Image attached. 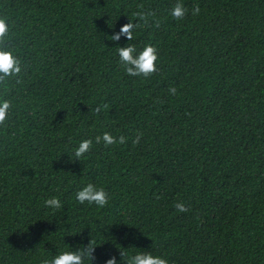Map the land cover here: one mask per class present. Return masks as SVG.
<instances>
[{
	"label": "trees",
	"instance_id": "16d2710c",
	"mask_svg": "<svg viewBox=\"0 0 264 264\" xmlns=\"http://www.w3.org/2000/svg\"><path fill=\"white\" fill-rule=\"evenodd\" d=\"M176 2L0 0L23 62L0 127V264H39L90 235L96 264L122 248L169 264H264V0H180L182 21L168 15ZM138 4L161 21L129 42L158 49L147 80L123 74L108 37ZM106 131L127 142L70 162ZM88 182L112 194L108 207L75 202Z\"/></svg>",
	"mask_w": 264,
	"mask_h": 264
},
{
	"label": "clouds",
	"instance_id": "9594fccd",
	"mask_svg": "<svg viewBox=\"0 0 264 264\" xmlns=\"http://www.w3.org/2000/svg\"><path fill=\"white\" fill-rule=\"evenodd\" d=\"M199 11V6H196L191 9V14L193 16L198 15ZM188 14L189 9L180 0H177L168 10V15L175 21L184 20ZM160 23L161 21L156 17L153 10L145 9L143 4H138L136 10L131 13V19L128 18V22L123 24L118 32H113L112 35L108 36L109 40L116 45L117 63L124 75L147 80L157 73V61L159 59L157 47L148 43L138 50L135 44L129 42L135 39L137 30L148 27L150 24H154L158 28ZM122 37L127 40L124 46L119 43ZM22 64L19 55L11 47L9 24L6 19L0 18V85H4L3 91L0 92V127H8L10 120L13 118L15 104L14 98H10L11 89L8 86V81L14 80L16 84L22 83ZM168 94L170 96L177 95V89L169 87ZM107 107V104L97 105L93 111L99 115ZM142 135L140 133L132 140L133 146L140 144ZM126 142L127 138L125 136L117 137L107 131L96 135L94 138L82 139L69 156L70 162L84 159L92 152L94 144H102L104 148H110L114 145H123ZM56 190L60 191L59 188ZM74 198L79 205L101 210L108 207L113 199L112 194L105 187L97 186L92 182L78 188ZM44 207L55 213L60 211L64 205L59 197L52 196L44 200ZM174 207L179 213H187L190 210L189 206L183 202H177ZM97 247V242L90 235L86 244L77 245L74 249L72 248L73 250L59 251L50 258H42L39 264H96L95 252ZM103 264H169V260L163 255L153 254L152 251H129V248H122L118 250V256L109 255L103 261Z\"/></svg>",
	"mask_w": 264,
	"mask_h": 264
}]
</instances>
